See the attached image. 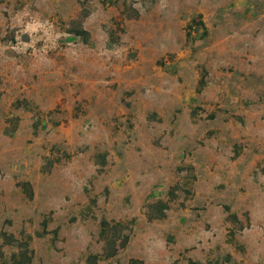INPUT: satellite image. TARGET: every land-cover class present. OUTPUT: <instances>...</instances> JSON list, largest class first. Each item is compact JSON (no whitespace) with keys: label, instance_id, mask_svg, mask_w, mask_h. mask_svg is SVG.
<instances>
[{"label":"rangeland","instance_id":"374dc122","mask_svg":"<svg viewBox=\"0 0 264 264\" xmlns=\"http://www.w3.org/2000/svg\"><path fill=\"white\" fill-rule=\"evenodd\" d=\"M0 264H264V0H0Z\"/></svg>","mask_w":264,"mask_h":264},{"label":"trees","instance_id":"16d2710c","mask_svg":"<svg viewBox=\"0 0 264 264\" xmlns=\"http://www.w3.org/2000/svg\"><path fill=\"white\" fill-rule=\"evenodd\" d=\"M2 235H6L5 233H3Z\"/></svg>","mask_w":264,"mask_h":264}]
</instances>
